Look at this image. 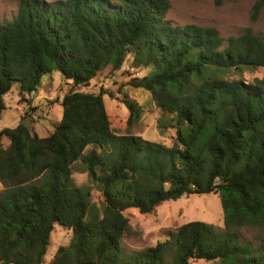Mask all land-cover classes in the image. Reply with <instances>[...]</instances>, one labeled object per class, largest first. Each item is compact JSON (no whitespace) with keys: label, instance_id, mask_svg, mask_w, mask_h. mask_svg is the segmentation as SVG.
<instances>
[{"label":"trees","instance_id":"1","mask_svg":"<svg viewBox=\"0 0 264 264\" xmlns=\"http://www.w3.org/2000/svg\"><path fill=\"white\" fill-rule=\"evenodd\" d=\"M170 9L169 0H21L15 18L0 23V114L15 85L32 95L59 72L73 87L89 86L130 58L131 70L148 74L127 86L149 92L177 122L172 146L117 134L104 102L114 93L73 88L49 136L23 122L2 129L0 264H42L57 226L73 236L49 264H264V77L254 84L223 78L264 69V37L248 29L223 39L214 28L173 25ZM262 9L257 0L254 18ZM122 102L133 127L143 108L126 94ZM77 164L101 193L100 207L76 185ZM212 193L223 229L194 221L154 247L124 248L126 211L150 214ZM248 228L260 244L243 239Z\"/></svg>","mask_w":264,"mask_h":264},{"label":"rangeland","instance_id":"2","mask_svg":"<svg viewBox=\"0 0 264 264\" xmlns=\"http://www.w3.org/2000/svg\"><path fill=\"white\" fill-rule=\"evenodd\" d=\"M20 1L0 0V23L11 22L15 18ZM169 2L171 9L167 20L173 25L214 28L223 39L238 37L248 29L255 35L264 37V9L254 18L257 0H169ZM130 65L129 58L118 71L107 68L89 86L73 87L71 81L65 80L59 72L46 75L38 91L32 95L21 96L18 85H15L12 92L4 97L5 110L0 114V131L4 128H14L23 122L40 137H47L53 133L62 119L61 101L70 90L74 88L76 91L91 94L111 91L115 95L114 99L105 96L104 102L115 133H130L150 142L172 146L176 137L174 128L176 120L171 114H163L156 107L149 92L127 86L131 78H141L148 74L147 70H131ZM129 70L131 76L127 74ZM263 77L264 69H245L242 73L230 72L223 75V78L242 80L245 84H254L256 79ZM124 94L143 108L141 120L133 127L129 125L130 110L126 103L122 102ZM165 124L172 126L163 129L162 125ZM4 144L7 146L8 142L5 141ZM73 178L77 186L90 189L91 202L100 207L103 203L102 195L97 186L90 182L82 165H76ZM2 189L0 183V191ZM124 214L130 221L131 230L124 238L123 246L131 252L156 246L158 242L168 237V231L189 222H203L218 229L224 228L221 200L218 194L213 193L165 202L150 214H141L136 209H130ZM241 234L248 243L254 245L261 243L256 239L257 232L254 229H243ZM72 236V231L57 226L51 235L50 245L42 264H49L61 247L69 246ZM194 264L212 263L198 261Z\"/></svg>","mask_w":264,"mask_h":264}]
</instances>
